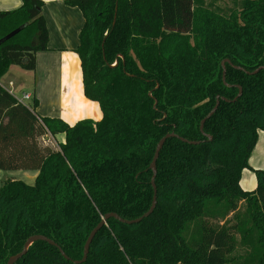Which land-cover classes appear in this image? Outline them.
I'll return each instance as SVG.
<instances>
[{"label": "trees", "instance_id": "trees-1", "mask_svg": "<svg viewBox=\"0 0 264 264\" xmlns=\"http://www.w3.org/2000/svg\"><path fill=\"white\" fill-rule=\"evenodd\" d=\"M135 1L65 0L84 17L77 53L84 93L100 104L101 120L71 126L41 117L36 97L28 106L0 84V169L39 171L34 184L12 179L0 188V264L36 234L53 239L70 259L36 241L15 264H264V170L249 162L264 131V69L247 72L264 66V0H233L232 20L204 0H156L152 8L146 0V17L143 0L138 13ZM43 6L23 0L17 10L0 11V79L13 65L35 70L37 53L49 49ZM137 18L140 30L165 32L154 72L138 69L128 55ZM193 31L203 53L190 44ZM222 50L247 70L226 62L228 85ZM165 88L173 89L166 100ZM218 96L232 101L221 100L203 132ZM172 132L200 143L166 140L154 212L134 224L109 218L87 260L76 262L106 214L132 220L149 211L150 166L159 141ZM47 134L66 140L60 149L42 146ZM246 168L257 176L255 190L240 185Z\"/></svg>", "mask_w": 264, "mask_h": 264}, {"label": "crops", "instance_id": "crops-1", "mask_svg": "<svg viewBox=\"0 0 264 264\" xmlns=\"http://www.w3.org/2000/svg\"><path fill=\"white\" fill-rule=\"evenodd\" d=\"M43 2L49 49L37 53L35 70L13 65L0 79V84L14 97L23 98L25 94H30L32 100L36 97L39 101L37 114L41 117L61 118L71 126L84 119L99 121L103 116L102 109L97 101L90 100L84 93L82 63L77 53L84 25L83 14L78 7L67 5L65 0ZM22 5L23 0H0V11L17 10ZM17 91H21L22 96ZM26 103L32 104L31 101ZM54 139L64 143L66 137L58 134ZM249 162L253 169L264 170V131H259L258 143ZM38 174L35 170L27 181H35ZM240 185L246 191L255 190L258 186L255 172L244 169Z\"/></svg>", "mask_w": 264, "mask_h": 264}, {"label": "rangeland", "instance_id": "rangeland-1", "mask_svg": "<svg viewBox=\"0 0 264 264\" xmlns=\"http://www.w3.org/2000/svg\"><path fill=\"white\" fill-rule=\"evenodd\" d=\"M146 0H143L142 2V12H145V17L148 16L147 13V4L145 3ZM149 4L151 8L153 7V4L157 6L156 0H149ZM152 1V3H151ZM206 2V6L210 7L211 9L215 11H219L222 14L223 18L232 20L235 19L237 16L232 13V8L235 6L233 0H204ZM137 13L139 9L138 1H135ZM157 10V9H155ZM237 13L238 10L236 11ZM155 11L152 10L150 14V20L156 18V15L154 14ZM159 14H161L159 9ZM240 14V13H239ZM237 14V15H239ZM138 19L136 22V27L134 30L135 34V43L131 50L129 51L128 55L131 58V61L133 60L138 69L144 70L145 72H154L156 69L160 66L162 63L161 56L159 54V43L161 37L164 35V31H142L140 30V25H138ZM155 27H158V20L151 22L150 29H153ZM190 44L197 47V50L200 51V53H203L202 49L198 46L199 44L196 41V33L193 31L189 36H187ZM228 52L225 50H222L219 52V60L221 62H224V64L227 62L226 56ZM222 57V58H221ZM169 65V64H168ZM169 70H171V66L169 65ZM175 86V85H174ZM172 88H165L163 91H161V97L163 99H168V97L171 95L170 90ZM173 90V89H172ZM19 96H22L21 91L16 92ZM40 144L42 146H50L53 149H60L61 141L60 139H54V137L51 134L44 135L39 139ZM59 142V143H58ZM3 170L0 169V186H2L7 180L12 179H20L25 181L28 184H33L35 181H27V177L33 175L35 173V170ZM245 209V206L243 204L242 210Z\"/></svg>", "mask_w": 264, "mask_h": 264}, {"label": "water", "instance_id": "water-1", "mask_svg": "<svg viewBox=\"0 0 264 264\" xmlns=\"http://www.w3.org/2000/svg\"><path fill=\"white\" fill-rule=\"evenodd\" d=\"M27 61V60H26ZM227 62H229L231 65H233L235 68L237 69H240V70H244V71H247L244 67L242 66H238V65H235L231 62L230 59H227ZM226 64V63H225ZM224 64V62H222V66L224 67V75H223V79H224V82L227 84L226 82V73H227V69H226V65ZM261 69H264V66H261L259 68H257L255 71L253 72H249L247 71L248 73L250 74H256L258 73ZM228 85V84H227ZM240 93L239 95L233 100V101H236L239 96L242 95L243 93V89L242 87L240 86ZM221 100H224V101H227V102H231L232 100H229L227 99L226 97H223V96H218L217 97V103L215 105V107L212 109V111L202 120L201 122V130L204 132V125H205V122L211 118L215 112L218 110L219 106H220V102ZM170 137H178L180 139H182L183 141L185 142H188V143H191V144H198L200 143V141H191V140H188L184 137H181L180 135L176 134L175 132H172V133H169L167 135H165L158 143L157 145V148H156V152H155V155H154V158H153V161L151 163V169L153 170L154 172V175L152 177V185L154 187V198H153V202H152V206L150 207L149 211H147L143 216L137 218V219H132V220H128V219H125L123 217H121L119 214L115 213V212H111V213H108L105 215V217L103 218L102 222L97 226L95 227L92 232L90 233L89 237H88V240L85 244V249H84V257L82 260L80 261H76V262H84L87 260L88 258V255H89V252H90V247H91V244L97 234V232L103 227L104 224L107 223L108 219L111 218V217H114L116 219H118L119 221L123 222V223H126V224H134V223H139L141 222L144 218L146 217H149L155 210L156 206H157V200H158V197H157V194H158V189H157V184H156V176H157V173H158V168H157V161L159 159V156H160V153H161V150L166 142V140ZM211 138V137H210ZM36 241H46L52 245H55L57 247H59L60 251L62 252V254L67 258V259H70L69 256L65 253V251L51 238L45 236V235H41V234H36V235H33L31 236L25 243L24 245V248L23 250L11 257L8 261V264H15L20 258H22L28 251L30 245H32L34 242Z\"/></svg>", "mask_w": 264, "mask_h": 264}, {"label": "built area", "instance_id": "built-area-1", "mask_svg": "<svg viewBox=\"0 0 264 264\" xmlns=\"http://www.w3.org/2000/svg\"><path fill=\"white\" fill-rule=\"evenodd\" d=\"M17 98V100L19 101V102H21V103H23V104H26V105H28V106H31V103L29 104V103H26V102H28V101H31L32 102V96L30 95V94H25L24 96H23V98H18V97H16Z\"/></svg>", "mask_w": 264, "mask_h": 264}]
</instances>
